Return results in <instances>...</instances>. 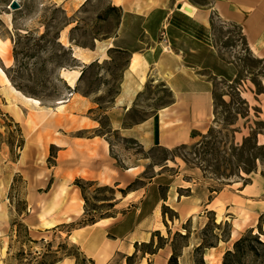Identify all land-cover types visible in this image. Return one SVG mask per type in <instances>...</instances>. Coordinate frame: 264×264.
I'll use <instances>...</instances> for the list:
<instances>
[{"label":"rangeland","instance_id":"rangeland-1","mask_svg":"<svg viewBox=\"0 0 264 264\" xmlns=\"http://www.w3.org/2000/svg\"><path fill=\"white\" fill-rule=\"evenodd\" d=\"M13 1L0 0V37L11 40L10 57L0 55V264H168L173 243L179 264H196L195 248L204 240L215 245L205 247L206 263L223 264L226 251L250 234L258 241L231 257L229 264H264V244L259 242H264V119L258 101L264 93V61L254 56L240 28L220 18L215 23L220 50L237 63L238 75L231 76V82L217 83L207 132L188 144L190 149H144L110 127L107 112L119 92L129 55L105 48L119 30L121 4L142 9L147 0H16L20 6L12 8ZM96 47L98 58L78 68L75 56L86 59L81 52ZM65 69L81 70L75 87L63 78ZM74 93L94 99L92 113L100 121L95 132L112 144L116 167L137 169L132 182L121 187L76 177L71 185L82 194L83 213L48 226L41 219L51 197L44 193L60 183L54 173L60 175V147L53 142L76 126L72 119L55 115L33 130L57 109L59 100L68 104ZM22 94L39 99L41 105ZM169 99L170 92L159 82L149 85L127 123ZM59 127L64 132L56 131ZM78 133L71 135L85 132ZM62 157L70 159L71 168L84 160L68 158L67 153ZM238 165L254 170L250 174L241 170L243 178L238 174L226 178L237 173ZM108 217L113 219L105 221ZM235 219L246 221L232 236ZM92 221L107 231L112 244L87 256L70 234ZM178 233L188 234L183 238Z\"/></svg>","mask_w":264,"mask_h":264},{"label":"crops","instance_id":"crops-1","mask_svg":"<svg viewBox=\"0 0 264 264\" xmlns=\"http://www.w3.org/2000/svg\"><path fill=\"white\" fill-rule=\"evenodd\" d=\"M153 1L148 4L147 0V6L142 9L121 4L119 30L106 43L105 51L118 49L128 53L129 62L113 107L107 113L113 130H119L124 138L138 141L144 149L156 145L174 148L193 143L207 132L214 117L217 83L220 80L231 82L238 75V71L235 73L237 63L220 50L215 33L218 18L235 23L254 56L264 61V0ZM81 53L88 57L84 59L74 53L78 68L98 58V47ZM157 82L170 92L169 101L161 108L147 110L140 120L127 123L128 114L137 107L138 97ZM262 83L264 86V79ZM258 101L264 119V93L259 95ZM94 109L95 101L91 96L74 93L68 104L50 112L33 130L56 115L74 121L76 127L71 132H85L74 137L69 132L64 134L67 138L58 136L53 142L60 147L57 157L60 175L54 172L55 180L60 183L51 184L44 193L51 201L41 219L55 220L53 226L83 213L82 194L71 185L76 177L121 187L130 184L135 175L136 166L116 167L111 156L112 144L106 135L95 132L100 121L92 113ZM62 129L59 127L56 131ZM64 153L68 158L83 157L84 160L78 167L71 168L70 159L63 160ZM222 193L223 190L216 193L215 198Z\"/></svg>","mask_w":264,"mask_h":264},{"label":"bare ground","instance_id":"bare-ground-1","mask_svg":"<svg viewBox=\"0 0 264 264\" xmlns=\"http://www.w3.org/2000/svg\"><path fill=\"white\" fill-rule=\"evenodd\" d=\"M191 8L190 6H187ZM10 45L11 40L9 38L0 37V55L5 59L10 57ZM81 76L80 69H65L63 71V78L67 81V83L75 87L78 79ZM28 101H31L34 105H41V101L39 99L26 96L22 94ZM67 100H59L57 102V108L62 109L66 105ZM110 218H106L105 221H109ZM48 226L53 225L55 220L48 219L45 220ZM246 220H238L235 219L234 229L232 231V236H236L239 233V230L243 228V224ZM99 222L94 223L92 225H87L83 227H79L74 229V231L70 234V240L76 244H78L84 254L87 256H94L98 254L100 251L105 250L110 247L111 239L106 235L107 231L101 227H99ZM261 238L264 240V233L261 234ZM63 264H72L69 262H64Z\"/></svg>","mask_w":264,"mask_h":264},{"label":"trees","instance_id":"trees-1","mask_svg":"<svg viewBox=\"0 0 264 264\" xmlns=\"http://www.w3.org/2000/svg\"><path fill=\"white\" fill-rule=\"evenodd\" d=\"M204 138H206V136H204ZM203 144V141L202 142H198L194 145V148L192 147L191 149H197L199 145H202ZM156 146H159V145H156ZM176 147H182L184 149H190L188 147V144H181V145H178ZM234 150L236 149H242L241 148H233ZM207 152L210 151V150H206ZM197 154V152H195ZM213 154V153H212ZM256 161V160H255ZM253 162H254V158H253ZM230 170H233V167L231 168L230 167ZM241 170H244L245 172H247L248 174H250L253 170H254V167L252 168H249V167H246V166H242V165H238L237 166V173L236 172H231L230 174L226 175V178H229L230 175H239L241 178H243L244 176L241 175ZM223 173L220 174V176H222ZM122 192H124L123 189H121ZM94 220V219H92ZM93 223H95L94 221H92ZM24 226V224H22ZM25 228H27L26 226H24ZM27 232H28V229H27ZM188 233L186 234H181V233H178V235H180L181 237L185 238L187 236ZM258 236H253L252 234H250V236L246 235V236H243L241 237L240 239H238L235 243H234V247L233 249H229L226 251L225 253V256H224V262L223 264H229L230 262V259L231 257H234V256H239L243 251L244 249H251L253 248L252 246V242L254 240H257L258 241ZM259 242L263 243L261 240H259ZM212 246H215L214 243H207L205 242V240L199 244L196 248H195V263L196 264H207L206 261H205V258H204V249L205 247H212ZM168 264H179V253L177 251V246L175 243H173V252L172 254L170 255L169 257V260H168Z\"/></svg>","mask_w":264,"mask_h":264},{"label":"water","instance_id":"water-1","mask_svg":"<svg viewBox=\"0 0 264 264\" xmlns=\"http://www.w3.org/2000/svg\"><path fill=\"white\" fill-rule=\"evenodd\" d=\"M20 5L18 4V2L16 1V0H14L13 2H12V5H11V7L12 8H18Z\"/></svg>","mask_w":264,"mask_h":264},{"label":"built area","instance_id":"built-area-1","mask_svg":"<svg viewBox=\"0 0 264 264\" xmlns=\"http://www.w3.org/2000/svg\"><path fill=\"white\" fill-rule=\"evenodd\" d=\"M165 36H166V34L164 33V34H163V37H165Z\"/></svg>","mask_w":264,"mask_h":264}]
</instances>
